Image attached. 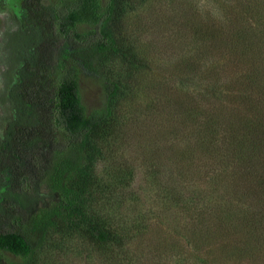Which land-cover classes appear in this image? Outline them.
<instances>
[{
  "label": "trees",
  "instance_id": "obj_1",
  "mask_svg": "<svg viewBox=\"0 0 264 264\" xmlns=\"http://www.w3.org/2000/svg\"><path fill=\"white\" fill-rule=\"evenodd\" d=\"M139 1L21 0L20 26L6 41L2 102L12 115L0 140V264H36L51 241L68 232L85 236L109 259H126L123 234L97 209L111 189L97 169L126 94V86L103 69L113 58L147 67L122 35L125 14ZM221 10L228 20L220 12L199 23L183 67L214 79L209 67L215 63L221 72L215 88L235 104H220L221 96L213 103L206 87L196 101L202 110L189 95L174 106L171 117L192 129L182 138L181 164L172 163L185 181L194 170L208 175L209 168L224 184L218 185L228 198L203 207L207 213L199 217L209 214L211 220L200 225L214 230L213 223L234 239L233 256L255 259L264 248V3L237 0ZM89 80L101 97L90 110L82 94Z\"/></svg>",
  "mask_w": 264,
  "mask_h": 264
},
{
  "label": "rangeland",
  "instance_id": "obj_2",
  "mask_svg": "<svg viewBox=\"0 0 264 264\" xmlns=\"http://www.w3.org/2000/svg\"><path fill=\"white\" fill-rule=\"evenodd\" d=\"M236 1L140 0L126 12L122 35L147 67L133 68L113 58L103 69L126 86V94L116 107L115 137L97 169L101 183L111 188L101 195L103 200L97 209L123 234L121 255L126 259H109L85 236L68 232L55 237L35 258L36 264H264V248L255 259L233 256L230 247L234 239L223 235L213 223L210 228L214 230L200 225V221L211 220L209 214L199 217L203 207L211 209L228 198L226 188H221L224 184L215 182L209 168L205 170L208 175H196L194 170L192 180L185 181L172 163L175 159L181 164L182 138L192 129L182 127L179 119L171 117L174 106L189 95L193 105L202 110L196 101L206 87V98L213 103L220 96V104L228 100L221 88L217 90L220 82L215 76L221 72L215 63L209 68L215 69L211 75L216 80L205 79L200 71L197 77L196 72L188 74L183 57L194 51L190 43L199 23H206L220 12L226 16L221 8L231 7ZM249 1L259 4L261 0ZM20 16L21 0H0V140L12 115L8 104L2 102L9 70L7 34L19 28ZM82 94L87 109L100 106L95 82H83ZM174 125L178 126L179 141L171 137Z\"/></svg>",
  "mask_w": 264,
  "mask_h": 264
}]
</instances>
